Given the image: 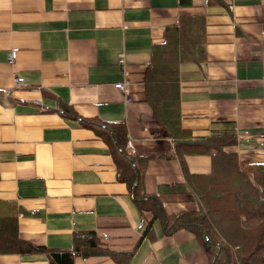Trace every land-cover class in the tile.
Segmentation results:
<instances>
[{
    "label": "crops",
    "instance_id": "crops-1",
    "mask_svg": "<svg viewBox=\"0 0 264 264\" xmlns=\"http://www.w3.org/2000/svg\"><path fill=\"white\" fill-rule=\"evenodd\" d=\"M183 1L0 0V217L13 218L6 228L19 238L69 249L74 233L94 231L112 251L134 249L129 264H209L193 233L167 235L139 210L135 172L168 214L199 207L191 185L213 162L175 148L174 116L185 137L231 135L225 152L264 158V0ZM194 15H204V58L179 62L176 114L167 115L150 103L157 51ZM125 76L130 103L114 86ZM120 132L134 162L117 150ZM0 264L48 257L0 251Z\"/></svg>",
    "mask_w": 264,
    "mask_h": 264
},
{
    "label": "trees",
    "instance_id": "trees-1",
    "mask_svg": "<svg viewBox=\"0 0 264 264\" xmlns=\"http://www.w3.org/2000/svg\"><path fill=\"white\" fill-rule=\"evenodd\" d=\"M211 1H205V5H211ZM183 2L189 4V0ZM183 21L174 30L175 33L161 43L162 47L157 52L163 64L155 66L159 78L152 80L153 88L148 87L152 94L150 103L158 110L168 112L167 115L171 111L176 114L177 91L174 92V89L179 62H200L204 58V15L186 16ZM165 84L169 86V91L163 87ZM147 99L150 101V95ZM165 101L171 103L169 108L162 107ZM173 121L171 134L175 148L184 153L207 152L213 162L211 173L199 176L196 184L191 185L199 207L168 214L156 195L140 190L142 175L138 170L135 172L138 180L137 207L161 222L167 235L180 229L193 233L202 245L209 264H264V158L260 161H240L237 153L224 150L225 146L236 143L234 136L191 139L177 128L175 116ZM120 133L117 150L134 162L125 152L123 133ZM9 221L14 220L12 217H0V251L31 255L43 253L48 257V264H74L75 256L91 255H106L116 264H129L135 253L134 249L128 252L110 250L94 231L74 233L73 245L69 249L35 245L6 228ZM151 224L148 223L141 238L148 235Z\"/></svg>",
    "mask_w": 264,
    "mask_h": 264
},
{
    "label": "built area",
    "instance_id": "built-area-1",
    "mask_svg": "<svg viewBox=\"0 0 264 264\" xmlns=\"http://www.w3.org/2000/svg\"><path fill=\"white\" fill-rule=\"evenodd\" d=\"M17 51H18V48H16V47L12 48L9 51V53H8V61H10L12 63L14 62V60L16 58ZM119 65L122 68H124L125 60L123 58L119 59ZM16 81H17V83L19 85H21L23 83V81H24V78L22 76L17 77ZM129 85H130V79L127 78L126 76L121 81H119V82L114 84L115 88L120 90L124 94L127 103H130L133 100L131 98V92H130ZM37 103H39V102H37Z\"/></svg>",
    "mask_w": 264,
    "mask_h": 264
}]
</instances>
